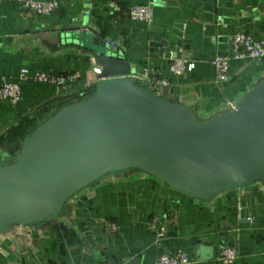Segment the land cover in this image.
I'll return each instance as SVG.
<instances>
[{
    "label": "crops",
    "instance_id": "crops-1",
    "mask_svg": "<svg viewBox=\"0 0 264 264\" xmlns=\"http://www.w3.org/2000/svg\"><path fill=\"white\" fill-rule=\"evenodd\" d=\"M34 1L56 2L59 8L39 16L20 2L0 5V83L20 82L23 95L16 106L0 101L3 163H13L27 137L68 107L67 100L75 104L97 94L102 68L64 39L68 33L87 32L106 42L135 83L154 96L136 76L149 68L167 79L171 87L157 97L190 109L202 124L231 112L264 83V60H233L232 81L224 90L215 85L211 65L216 55L229 54L238 32L264 39V0ZM139 5L151 7V25L130 18ZM175 58H187L196 68L175 76L170 71ZM25 69L77 78L57 88L20 81ZM24 126V135H10ZM112 224L118 226L115 234L108 232ZM227 246L238 248L237 264H264L263 182L199 200L144 171L126 170L75 194L53 220L8 226L0 234V264H157L165 251L178 249L192 264H225L221 255Z\"/></svg>",
    "mask_w": 264,
    "mask_h": 264
},
{
    "label": "water",
    "instance_id": "water-1",
    "mask_svg": "<svg viewBox=\"0 0 264 264\" xmlns=\"http://www.w3.org/2000/svg\"><path fill=\"white\" fill-rule=\"evenodd\" d=\"M64 39L93 57L103 81L93 98L62 109L28 137L13 163L0 159V234L55 219L75 194L126 170L199 200L264 183V83L202 124L190 109L140 88L99 37Z\"/></svg>",
    "mask_w": 264,
    "mask_h": 264
},
{
    "label": "built area",
    "instance_id": "built-area-1",
    "mask_svg": "<svg viewBox=\"0 0 264 264\" xmlns=\"http://www.w3.org/2000/svg\"><path fill=\"white\" fill-rule=\"evenodd\" d=\"M20 2L22 6L34 15L44 16L51 15L57 11L59 4L56 2H38L34 0H0L2 2ZM129 16L133 21L146 22L149 25L153 22L152 9L150 6L139 5L132 7ZM112 48H116L114 43H111ZM231 48L234 57L227 55H216L211 65L215 72V85L224 90L232 81V61L242 60L255 63H262L264 60V39H255L249 34L238 32L232 36ZM196 68L193 61L183 58L173 59L170 65V71L173 75L183 77L187 73L192 72ZM99 72L96 71V74ZM74 74H55L50 72L30 73L29 70H23L20 75V81H33L36 83L46 84L57 88H62L68 83L76 80ZM136 81L146 83L149 90L157 96L163 95L170 87L171 83L164 78L152 73L149 68H145L139 76H136ZM23 100L20 82L0 83V101L8 102L14 106L19 105ZM234 109V106H231ZM108 232L115 234L118 232V226L115 224L108 225ZM239 258L238 248L235 246H227L222 250L221 260L225 264H237ZM157 264H192L189 254L183 250L165 251L159 258Z\"/></svg>",
    "mask_w": 264,
    "mask_h": 264
},
{
    "label": "trees",
    "instance_id": "trees-1",
    "mask_svg": "<svg viewBox=\"0 0 264 264\" xmlns=\"http://www.w3.org/2000/svg\"><path fill=\"white\" fill-rule=\"evenodd\" d=\"M74 103L72 102V101H70V100H67L66 102H65V105L66 106H71V105H73ZM44 126V125H43ZM25 131H26V126H24V127H19V128H17L16 130H15V132H11L10 133V135L11 136H13L14 135V133L16 134V136L15 137H17V135L18 136H22V135H24L25 134ZM32 134V133H31ZM31 134L28 136V137H30L31 136ZM28 137H27V139H28Z\"/></svg>",
    "mask_w": 264,
    "mask_h": 264
}]
</instances>
